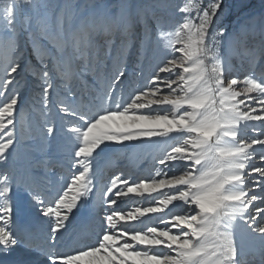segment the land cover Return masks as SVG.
Wrapping results in <instances>:
<instances>
[{
	"label": "snow or ice",
	"instance_id": "6c2138e0",
	"mask_svg": "<svg viewBox=\"0 0 264 264\" xmlns=\"http://www.w3.org/2000/svg\"><path fill=\"white\" fill-rule=\"evenodd\" d=\"M21 3L41 7L8 0L0 15V40L6 32L8 41L0 47V253L14 254L12 264H30L32 250L44 264H249L246 242L253 240L264 261V73L240 79L222 55L223 0H180L177 18L153 15L154 27L142 14L124 18L122 28L106 26V56L121 36L111 68L98 52L81 51L83 24L73 29L69 18L65 29L63 11L54 20L25 14L18 22ZM69 43L79 76L64 58ZM25 44L39 68L25 60ZM133 47L139 63L129 76L124 61ZM26 72L34 77L27 103L38 116V138L62 141L66 170L55 184L9 165L16 144L32 135L21 120ZM86 72L98 87L82 95L75 81ZM131 142L155 150L148 168L99 175L98 157ZM40 163L47 169L48 161ZM16 189L45 221L43 245L14 221ZM128 202L135 206L125 211ZM82 204L91 210L89 229L63 250Z\"/></svg>",
	"mask_w": 264,
	"mask_h": 264
},
{
	"label": "rangeland",
	"instance_id": "374dc122",
	"mask_svg": "<svg viewBox=\"0 0 264 264\" xmlns=\"http://www.w3.org/2000/svg\"><path fill=\"white\" fill-rule=\"evenodd\" d=\"M7 2L8 0H0V15H2L3 8ZM38 2L41 5L38 10L33 9L30 5L21 3L17 10V21L19 22L20 18L25 14L32 15L34 19L37 15L48 14L54 20L63 11L64 17H66V29L69 27V18H71V27L73 29H78L83 24L88 32L87 48L85 49V45L82 43L81 51L86 50L89 55H94L98 52L100 63L107 68H111L112 57L116 56L121 36L120 32L117 31L111 57L106 56V37L104 35L106 26L109 31L115 28L116 25L122 28L124 18L132 17L138 20L141 14L152 27H154L151 19L153 15L163 17L165 20H175L177 17L175 16L176 9L174 5L178 4L180 0H38ZM3 23L4 21L0 19V25ZM217 25V31L219 27L227 30V35L220 38L221 52L224 58L230 61L231 71L240 79L243 78V74L246 72H255L257 75L264 73V0H223ZM137 33H139V28ZM107 38L111 39L112 37L109 36ZM7 42V33L5 32L3 39L0 40V47L6 48ZM43 42L47 44V41ZM24 47L25 60L31 61L32 66L39 68L40 64L37 58L31 54V48L27 44ZM138 57L137 48L133 47L130 49L124 61L129 76L138 70ZM64 58L68 61L70 69L79 76L76 53L71 43H69L64 53ZM22 75L27 82V86L23 91V100L20 104V108L23 109L21 120L22 123L26 121L27 124L32 126V135L31 138H23L20 143L16 144L13 149V152L16 153V159H10L9 165L15 167L18 171L32 175L42 185H46L48 182L55 184L62 172L66 170L65 167L61 166L63 162L61 153L62 141L59 134L47 144L44 143L42 137L38 138V116L32 111L30 104L27 103L32 95L34 77L31 72L22 73ZM75 86L82 95L85 94V89H87L88 94H91L92 89L98 87V82L90 72H86L75 81ZM57 127L59 128L58 120ZM41 149L45 150L42 151ZM154 151L153 148L137 142L127 143L123 147L116 146L98 157L96 161L97 172L101 176L110 177V175L116 174L120 169L132 172L144 171L148 168L150 153H154ZM42 161H48L47 169L40 163ZM255 163L256 166H260L258 160ZM252 179H255V177ZM11 202L14 204L13 218L15 223L19 226L24 224L19 219L22 214L20 210L23 211L20 204L23 203L24 211L31 214L30 231L33 234L32 240L37 245H43L46 239L45 232L47 231L45 221L40 217L38 211L28 204L27 194L22 189H16L12 193ZM134 206L131 202L122 204L125 211L129 207ZM87 212L91 214L87 204H82L80 209L75 212L68 225V231L64 234L63 250L74 246L75 241L78 238H83L87 233L89 223L86 226V231H84L79 229L80 224L77 223L78 227L76 226L74 220L77 213L88 216ZM37 223L40 225L39 228ZM254 242L258 247V250L254 252L260 253L259 242ZM16 251H19V249ZM252 252H248V254ZM14 259V254L0 253V264H12ZM27 259L30 264H34V261L42 264L46 257L39 251L32 250L28 254ZM248 260L249 264H264L259 255H250Z\"/></svg>",
	"mask_w": 264,
	"mask_h": 264
},
{
	"label": "bare ground",
	"instance_id": "6f19581e",
	"mask_svg": "<svg viewBox=\"0 0 264 264\" xmlns=\"http://www.w3.org/2000/svg\"><path fill=\"white\" fill-rule=\"evenodd\" d=\"M66 18V17H65ZM65 29H66V26H65ZM20 206H21V209L23 208V211L22 210H20V213H22L21 214V216L19 217V219L21 220L20 222H22V223H24V224H22V226L21 227H23V228H26L29 232H31L30 231V228H31V214L30 213H28L27 211H24V206H23V203H21L20 204ZM34 214V213H33ZM87 214H88V216H85L84 214H79V213H77V215L75 216V222H76V226H77V223L78 224H80V227H79V229H82V230H84V231H86V226L88 225V223H89V219L91 218L90 216H91V214L90 213H88L87 212ZM24 219H26V221H24ZM23 220V221H22ZM37 225H38V228L40 227V225H39V223H37ZM78 227V226H77ZM89 227V226H88ZM33 231V230H32ZM31 234H32V232H31ZM33 235V234H32ZM34 238H35V236H34ZM37 240V239H36ZM36 243V242H35ZM38 243V242H37ZM246 244H247V248H246V250H247V252H252V251H256V250H258V247L256 246V243L254 242L253 243V240H248L247 242H246ZM44 262H45V260L42 262V264H44ZM34 264H38L37 263V261H34ZM40 264V263H39Z\"/></svg>",
	"mask_w": 264,
	"mask_h": 264
}]
</instances>
